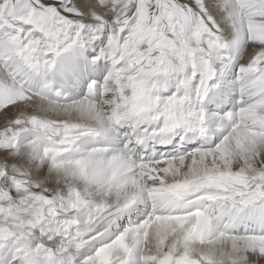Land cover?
I'll return each instance as SVG.
<instances>
[{
    "label": "snow or ice",
    "instance_id": "1",
    "mask_svg": "<svg viewBox=\"0 0 264 264\" xmlns=\"http://www.w3.org/2000/svg\"><path fill=\"white\" fill-rule=\"evenodd\" d=\"M0 264H264V0H0Z\"/></svg>",
    "mask_w": 264,
    "mask_h": 264
}]
</instances>
